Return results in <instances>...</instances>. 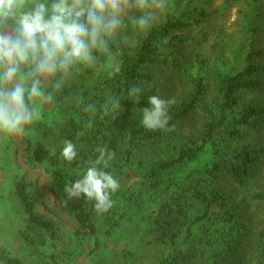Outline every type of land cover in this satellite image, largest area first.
I'll list each match as a JSON object with an SVG mask.
<instances>
[{
	"label": "trees",
	"instance_id": "obj_1",
	"mask_svg": "<svg viewBox=\"0 0 264 264\" xmlns=\"http://www.w3.org/2000/svg\"><path fill=\"white\" fill-rule=\"evenodd\" d=\"M184 1H169L164 16L150 31L141 33L133 45L120 46L114 61L120 66L118 73L111 67L106 77L89 85L82 81V68L68 83L62 92L67 106L59 142L63 146L64 140L72 141L77 146L78 158L69 164L60 154L62 147H53L51 165L59 173L84 167L90 162V152L107 147L115 157L104 170L116 180L144 170L141 180L145 192L155 200L164 196L155 216L157 233L169 246L161 264H196L207 253L213 255L216 264H245L248 258L254 264H264V219L227 192L225 182L227 179L246 187L262 170L264 148L250 141V137L264 124V105L258 99L264 90V62L262 66L256 61L264 56V51L244 57L239 50L232 59L219 53L213 61L212 84L202 75L204 62L200 54L175 56L185 45L193 43L185 32L194 29L200 18L206 16L196 8H185ZM229 2L226 0L225 6ZM250 30L256 32L252 27L246 33ZM161 67L171 79L188 87V91L169 108L170 130L150 131L140 123V110L150 107L149 96L164 99L154 72ZM110 72L113 74L109 75ZM134 85L142 89L138 96L128 94ZM81 97L83 104L77 102ZM114 97L120 98V112L114 116L109 106V114L105 115V106ZM89 103L95 105L94 113L84 111V105ZM191 125L197 128L181 136L180 141L179 132ZM31 130L51 133L50 127L37 122L25 133ZM22 140L27 145L25 159L29 164L31 143L25 137ZM169 140L171 145L175 144V152L160 154L159 149ZM84 148H89V153ZM207 150L212 155L210 166L180 173ZM145 152L160 155L152 163H146L139 159ZM83 173L75 174L72 183ZM41 189L39 179L33 181L27 174L15 184L16 196L27 216L21 239L32 249L54 243L59 235L54 221L38 210L39 201L48 208V195ZM122 195L130 197L127 192ZM111 199L113 207L107 212H97L95 202L85 197L68 200L67 209L80 241H97L99 216L109 226V233L119 228L118 195L113 193ZM252 199L264 205V192L253 194ZM203 221L204 232L193 236L192 227ZM185 235L192 238L186 250L180 243ZM0 264L27 263L0 244ZM42 264L58 263L50 256Z\"/></svg>",
	"mask_w": 264,
	"mask_h": 264
},
{
	"label": "rangeland",
	"instance_id": "obj_2",
	"mask_svg": "<svg viewBox=\"0 0 264 264\" xmlns=\"http://www.w3.org/2000/svg\"><path fill=\"white\" fill-rule=\"evenodd\" d=\"M225 1H184L185 8H196L206 16L200 18L194 29L185 32L193 43L185 45L181 48V52L175 54L180 58L182 55L192 57L200 54L204 62L202 75L210 79L212 84H214L213 61L219 53L232 59L239 50H242L244 57L250 53L264 51V0H247V2L230 0L227 6ZM164 13L161 14L160 19ZM252 27L256 28V32L250 30L246 33L247 28ZM140 34L136 35L135 42ZM256 61L263 66L264 56L257 57ZM109 64L106 58L99 57L96 65L83 68L82 81L94 85L97 80L108 75L111 69ZM154 72L164 99L177 100L188 91V87L182 82L177 83L171 79L169 72H163L162 67L156 68ZM258 99L264 105V90L259 93ZM65 106H67L66 100H63L61 93L54 103L45 108L42 119L37 122L50 127V134L31 130L22 135L0 139V244L27 264H42L43 259L50 256H54L58 264H161L169 252V246L157 233L155 216L164 196L160 200H155L151 194L145 192L141 180L144 170L132 172L129 178L117 180L120 187L115 192L118 195L116 209L120 217V226L115 232L109 233V226L99 216L97 245L94 241L82 242L76 237L74 223L67 209L68 199L64 189L67 182H72L75 174L83 173L99 153L95 151L89 153V148H84V151L89 153L90 162L84 167L68 172L59 173L52 167V148L62 147L59 136L65 123ZM194 127L197 128V125H191L183 132H179L180 141L181 136L195 131ZM23 137L31 143L29 164L25 159L27 145L23 142ZM250 141L264 148V124L252 134ZM174 145H171L169 140L158 152L173 153ZM159 153L145 152L139 156V159L152 163L158 158ZM211 162L212 155L210 150H207L195 163L180 173L185 174L199 166H210ZM261 169L254 181L246 187H239L227 179L225 182H227V192L244 202L246 209L251 213H258L259 217L264 219V205L252 199L253 194L264 192V158ZM25 174L31 180L39 179L41 182L40 191L48 195V208L39 201L38 210L54 221L59 231L58 239L54 243L39 246L37 249L28 247L21 239V233L26 228L27 216L16 196L15 184ZM125 192L129 193L130 197H124L122 194ZM204 230V221L199 222L192 227L191 234L196 236L202 234ZM191 241L192 238L190 239L188 235L180 239L182 249H188ZM196 264H216V260L211 253H207ZM245 264H254V261L251 262L248 258Z\"/></svg>",
	"mask_w": 264,
	"mask_h": 264
},
{
	"label": "clouds",
	"instance_id": "obj_3",
	"mask_svg": "<svg viewBox=\"0 0 264 264\" xmlns=\"http://www.w3.org/2000/svg\"><path fill=\"white\" fill-rule=\"evenodd\" d=\"M167 7L168 0H0V139L22 135L40 121L74 76L96 65L99 57L118 73L120 66L113 62L120 46L133 45L137 34L150 31ZM141 91L134 85L128 94L138 96ZM119 100L110 98L104 114L110 106L116 116ZM77 102L83 104V98ZM148 102L150 107L140 110L143 127L170 130L169 108L175 98L152 95ZM84 111L94 113L95 105H84ZM97 152L83 175L67 182L64 191L68 200L85 197L95 202L97 212H107L120 187L104 170L115 153L107 147ZM60 154L72 164L78 158L77 146L64 140Z\"/></svg>",
	"mask_w": 264,
	"mask_h": 264
}]
</instances>
